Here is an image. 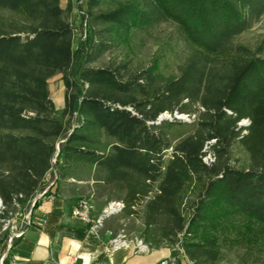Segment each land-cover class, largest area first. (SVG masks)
Wrapping results in <instances>:
<instances>
[{
    "label": "trees",
    "instance_id": "obj_1",
    "mask_svg": "<svg viewBox=\"0 0 264 264\" xmlns=\"http://www.w3.org/2000/svg\"><path fill=\"white\" fill-rule=\"evenodd\" d=\"M88 1V34L73 48L70 0H0V11L20 17L0 15V198L7 209H27L55 169L51 187L88 181L106 202H120L124 217L142 215L139 237L151 249L173 255L177 245L190 264H216L241 245L246 264H256L264 249V38L254 48L234 39L264 16V0H118L97 11L91 8L100 0ZM160 22H172L183 41L176 74H164L158 59L137 70L88 65ZM57 74L61 118L48 88ZM165 112L171 117L158 120ZM196 112V129L172 144L171 130L182 123L173 114ZM235 143L247 154L245 168L230 164ZM207 152L214 159L206 164ZM234 216L256 222L254 243L218 227Z\"/></svg>",
    "mask_w": 264,
    "mask_h": 264
},
{
    "label": "rangeland",
    "instance_id": "obj_2",
    "mask_svg": "<svg viewBox=\"0 0 264 264\" xmlns=\"http://www.w3.org/2000/svg\"><path fill=\"white\" fill-rule=\"evenodd\" d=\"M118 0H100L96 7H92V11L99 9L113 8ZM71 7L67 12V19L73 27V48L77 46L79 41L83 40L88 34V26L86 19H84V13L88 10V0H70ZM62 6H66V2L62 1ZM0 15L7 19L20 20V17L7 11H0ZM264 38V16L248 30L238 35L234 42L247 45L251 48L256 45ZM180 40L179 34L177 33L176 26L172 22H160L151 28L144 30L133 31L130 35L117 45H112L107 51L102 53L97 59L90 62L88 65L93 67H101L107 64H121L126 63L130 69L137 70L152 64H155L164 74H176L177 66L181 63L185 56V49ZM158 59V63L156 61ZM48 88L50 97L57 106L56 115L61 118L62 107H59L60 101L63 102V87L60 80V75L57 74L48 80ZM63 104V103H62ZM175 118L181 120V124L174 126L171 130L170 139L172 144L180 138L192 133L196 129L198 112L195 115L188 116L187 114H173ZM165 118L171 117L168 112L162 114ZM184 118V119H182ZM246 120L241 121L239 124H246ZM212 144V143H210ZM207 143V147L210 146ZM230 164L237 168H245L248 165L247 154L235 143L230 152ZM53 174L50 172L47 175L46 183L49 184L53 181ZM69 184H75L72 181H63L60 183L65 189L64 193H70L71 187ZM92 185V184H91ZM76 187V184H75ZM81 197L89 198L92 200V206L99 211L101 214L105 212L111 202H106V194L97 190L93 186L87 187L85 184L80 192ZM191 194L185 197V200H191ZM187 216L188 212L185 210ZM142 215L135 218L124 217L121 213L117 212L108 215L98 225L96 229L105 230L109 228L111 230V236H115L118 233L123 234L127 239H131L139 236V232L142 229ZM219 228L231 229L228 237L237 235L238 237L244 236L246 243H254L252 235L254 233L256 222L251 219L243 217H229L227 222H222L218 225ZM258 243V242H257ZM261 245V243H259ZM264 246V244H262ZM179 249V246L176 245ZM246 249L239 245L234 247L232 250H224L222 259L216 264H246L249 256L246 255ZM257 263L264 264V249L261 253H257Z\"/></svg>",
    "mask_w": 264,
    "mask_h": 264
},
{
    "label": "crops",
    "instance_id": "obj_3",
    "mask_svg": "<svg viewBox=\"0 0 264 264\" xmlns=\"http://www.w3.org/2000/svg\"><path fill=\"white\" fill-rule=\"evenodd\" d=\"M51 172L55 177V169ZM68 181L76 184L68 185L70 193H64L66 188L55 183L48 186L49 194L37 198L30 209L31 225L8 251V264H161L164 260L167 264H190L181 252L172 255L167 247L142 253L132 248H111L109 228L92 229L91 224L71 216L82 187L87 184L91 188V182ZM101 212L92 206L90 216L94 220Z\"/></svg>",
    "mask_w": 264,
    "mask_h": 264
},
{
    "label": "built area",
    "instance_id": "obj_4",
    "mask_svg": "<svg viewBox=\"0 0 264 264\" xmlns=\"http://www.w3.org/2000/svg\"><path fill=\"white\" fill-rule=\"evenodd\" d=\"M212 141L213 140L209 141L208 144ZM213 159L214 157L211 152H207L202 156V160L206 164L213 161ZM52 183L53 182L51 181L45 186L42 192L37 194L36 197L29 202L27 209L25 210H20L17 206L14 211H9L0 198V264H3V260L7 257V253L15 241L20 239L23 236L25 229L31 225L30 209L33 207L35 200L43 195L48 189V186ZM121 206L122 204L118 201L111 202L105 212L93 220L90 216L92 208L91 200L89 198H79L71 209V216L81 220L83 223L91 224L92 229H96L103 219L108 216H104L107 211H112L109 215L117 213L120 211ZM110 247L114 249L121 247L132 248L135 253L146 252L149 249L148 245H146L139 236L127 239L121 233H118L111 238ZM175 248L181 252L180 249L177 247ZM161 264H167V261L164 260Z\"/></svg>",
    "mask_w": 264,
    "mask_h": 264
},
{
    "label": "water",
    "instance_id": "obj_5",
    "mask_svg": "<svg viewBox=\"0 0 264 264\" xmlns=\"http://www.w3.org/2000/svg\"><path fill=\"white\" fill-rule=\"evenodd\" d=\"M162 118H163V116L160 115V116L158 117V120H161ZM182 119H184V118H182ZM239 125H240V124H239ZM111 212H112V211H107V212L104 214V216L109 215Z\"/></svg>",
    "mask_w": 264,
    "mask_h": 264
}]
</instances>
